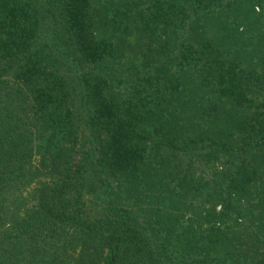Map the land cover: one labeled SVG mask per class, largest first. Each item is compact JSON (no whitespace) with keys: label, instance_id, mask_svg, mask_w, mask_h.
<instances>
[{"label":"trees","instance_id":"obj_1","mask_svg":"<svg viewBox=\"0 0 264 264\" xmlns=\"http://www.w3.org/2000/svg\"><path fill=\"white\" fill-rule=\"evenodd\" d=\"M0 264H264V0H0Z\"/></svg>","mask_w":264,"mask_h":264},{"label":"rangeland","instance_id":"obj_2","mask_svg":"<svg viewBox=\"0 0 264 264\" xmlns=\"http://www.w3.org/2000/svg\"><path fill=\"white\" fill-rule=\"evenodd\" d=\"M218 166H220V165L218 164Z\"/></svg>","mask_w":264,"mask_h":264}]
</instances>
